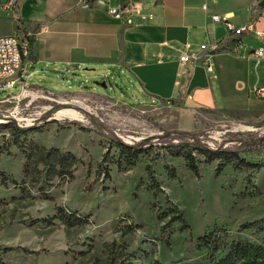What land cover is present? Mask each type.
Here are the masks:
<instances>
[{"label": "rangeland", "instance_id": "1", "mask_svg": "<svg viewBox=\"0 0 264 264\" xmlns=\"http://www.w3.org/2000/svg\"><path fill=\"white\" fill-rule=\"evenodd\" d=\"M84 1L19 0L2 15L0 36L34 34L37 28L29 23H52ZM262 1L225 3L259 6ZM28 68V88H0V256L5 264H210V251L199 237L212 231L229 232L221 234L215 257L232 240L264 241V168L228 166L216 176V162L202 166L199 180L164 148L192 141L169 133H195L212 149L237 150L249 162L264 163V144L256 142L264 138V117L212 112L198 129L166 128L161 119L168 106L148 101L133 74L96 66L68 70L29 63ZM104 81L107 88L99 85ZM64 110L79 118L57 117ZM28 129L35 130L21 133ZM119 141L144 149L148 142L153 151L130 165L116 146ZM55 150L76 159L67 174H57L54 161L48 166L42 161ZM151 158L163 191L158 198L147 189ZM167 164L176 169V179ZM60 209L80 221L66 224ZM255 221L258 227L242 228Z\"/></svg>", "mask_w": 264, "mask_h": 264}, {"label": "crops", "instance_id": "2", "mask_svg": "<svg viewBox=\"0 0 264 264\" xmlns=\"http://www.w3.org/2000/svg\"><path fill=\"white\" fill-rule=\"evenodd\" d=\"M111 1L114 6L130 2ZM140 2L144 13L152 14L153 19L134 15L132 23L126 24L110 17L95 2L82 4L47 25L31 24L20 16L37 28L34 34L29 33L36 59H30L27 68L29 63L32 67L62 65L68 70L96 66L133 74L148 101L168 106L161 119L166 128L198 129L212 112L264 117V99L254 95L257 87H264V60L256 63L249 57L262 41L253 34L245 35V48L234 52L235 42L227 27L213 21L216 15L229 14L236 26L253 23L264 32L258 5L238 6L225 0ZM80 10L84 12L81 18L64 23ZM202 45L208 50H202ZM183 53L200 59L182 63ZM209 53L212 73L203 64Z\"/></svg>", "mask_w": 264, "mask_h": 264}, {"label": "trees", "instance_id": "3", "mask_svg": "<svg viewBox=\"0 0 264 264\" xmlns=\"http://www.w3.org/2000/svg\"><path fill=\"white\" fill-rule=\"evenodd\" d=\"M34 44V40L31 42ZM33 53L31 54V60H35ZM151 104V103H150ZM153 104V103H152ZM35 129H28L21 131L22 134H30ZM186 136L192 141H181L178 144H167L164 146L165 150L169 155L176 158H182L188 171H190L199 180L202 178L201 168L202 166H212L217 162L215 169L216 176H220L228 166H233L235 169L250 168L254 170H260L264 168V163H253L247 161L241 157V154L237 150L230 149H212L207 145L200 143L196 138L195 133L188 132H174L169 133L168 136ZM257 144H264V138L256 141ZM255 141L252 145H255ZM146 142V149L143 145L130 146L123 142H117L116 146L120 150L123 158L129 162L130 165L137 164L140 156L146 153L149 156L153 151V146ZM42 161L48 166L50 161H54L57 164V174H67L68 169L76 162V159L71 154H65L61 151L55 150L47 152L46 155L41 157ZM153 158L149 164L146 165V175L150 180V185L147 187L149 191L153 192L154 197L158 198V195L163 192L159 181L154 176ZM169 176L172 179L177 178V172L174 167H170L169 164L165 165ZM175 212L178 213V220L183 223L185 229L189 228L186 223L185 215L182 211L175 207ZM64 211L60 209V217L62 220L69 225L76 224L80 221L74 214L66 215ZM62 213V214H61ZM259 221L247 223L243 225V229H251L258 227ZM229 234L227 229H219L212 231L210 234L199 237V240L207 250L210 251V264H264V241L260 244H255L251 241L244 240H232L229 243L226 252L220 256L215 257V253H218L221 246V234ZM7 250V249H6ZM5 250V251H6ZM11 250V249H9ZM0 264H5L0 256Z\"/></svg>", "mask_w": 264, "mask_h": 264}, {"label": "built area", "instance_id": "4", "mask_svg": "<svg viewBox=\"0 0 264 264\" xmlns=\"http://www.w3.org/2000/svg\"><path fill=\"white\" fill-rule=\"evenodd\" d=\"M19 0H0V20L3 14L12 11L13 3H18ZM95 4L106 10L108 15L117 21H122L126 24L132 23V16L136 15L143 20L153 19L152 14H146L143 11V6L140 0H130L128 4L114 6L111 0H85L88 5ZM207 8L206 6L204 7ZM259 13L264 16V0L259 5ZM213 21L216 23H223L229 35L233 37L235 42L234 52H238L245 48L243 38L245 35L253 34L259 40L262 41L260 47L249 53V57L256 63L264 60V32L253 27L252 24H244L236 26L230 21L229 14L216 15L213 17ZM32 35L29 33H16L10 35L0 36V88L3 90H10L20 87L22 90L29 87L30 73L27 68V63L31 59L32 54ZM201 49L208 50L206 45H202ZM213 48V50H216ZM216 52V51H214ZM212 54V53H211ZM211 54L206 57L203 64L209 73L213 72L212 64H210ZM200 58L190 57L183 53L180 60L182 63L189 62L190 60L197 61ZM254 95L259 99H264V87H257L254 90Z\"/></svg>", "mask_w": 264, "mask_h": 264}, {"label": "bare ground", "instance_id": "5", "mask_svg": "<svg viewBox=\"0 0 264 264\" xmlns=\"http://www.w3.org/2000/svg\"><path fill=\"white\" fill-rule=\"evenodd\" d=\"M15 3H13V8H14ZM57 117L61 118V117H70L73 119H78L79 118V114L72 112V111H60L57 114Z\"/></svg>", "mask_w": 264, "mask_h": 264}, {"label": "water", "instance_id": "6", "mask_svg": "<svg viewBox=\"0 0 264 264\" xmlns=\"http://www.w3.org/2000/svg\"><path fill=\"white\" fill-rule=\"evenodd\" d=\"M99 85H102V86H104L105 88H107L108 87V85H107V82H102V83H99Z\"/></svg>", "mask_w": 264, "mask_h": 264}]
</instances>
